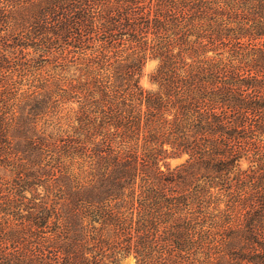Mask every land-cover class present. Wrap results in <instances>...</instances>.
Wrapping results in <instances>:
<instances>
[{"label":"trees","instance_id":"obj_1","mask_svg":"<svg viewBox=\"0 0 264 264\" xmlns=\"http://www.w3.org/2000/svg\"><path fill=\"white\" fill-rule=\"evenodd\" d=\"M126 260L264 264V0H0V264Z\"/></svg>","mask_w":264,"mask_h":264},{"label":"rangeland","instance_id":"obj_2","mask_svg":"<svg viewBox=\"0 0 264 264\" xmlns=\"http://www.w3.org/2000/svg\"><path fill=\"white\" fill-rule=\"evenodd\" d=\"M154 66V62H148V64L146 65L145 69H144V77L142 80V83L144 85H147V74L150 72V70L153 68ZM176 163V161H171V165H174ZM123 264H131L130 260H126Z\"/></svg>","mask_w":264,"mask_h":264}]
</instances>
